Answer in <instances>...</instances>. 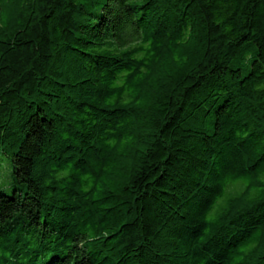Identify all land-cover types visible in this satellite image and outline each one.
<instances>
[{
  "label": "trees",
  "instance_id": "trees-1",
  "mask_svg": "<svg viewBox=\"0 0 264 264\" xmlns=\"http://www.w3.org/2000/svg\"><path fill=\"white\" fill-rule=\"evenodd\" d=\"M0 264H264V0H0Z\"/></svg>",
  "mask_w": 264,
  "mask_h": 264
},
{
  "label": "rangeland",
  "instance_id": "rangeland-1",
  "mask_svg": "<svg viewBox=\"0 0 264 264\" xmlns=\"http://www.w3.org/2000/svg\"><path fill=\"white\" fill-rule=\"evenodd\" d=\"M13 186V170L7 155L0 156V189L10 193Z\"/></svg>",
  "mask_w": 264,
  "mask_h": 264
}]
</instances>
